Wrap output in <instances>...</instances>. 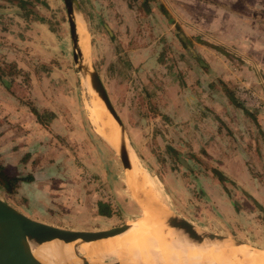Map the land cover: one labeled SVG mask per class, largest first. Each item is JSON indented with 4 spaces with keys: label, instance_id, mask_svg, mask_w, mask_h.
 <instances>
[{
    "label": "rangeland",
    "instance_id": "obj_1",
    "mask_svg": "<svg viewBox=\"0 0 264 264\" xmlns=\"http://www.w3.org/2000/svg\"><path fill=\"white\" fill-rule=\"evenodd\" d=\"M124 1L128 3V0ZM0 3H3L0 6L5 5L0 9V30L2 31L0 68L4 71L3 79L7 83L11 82V96L15 99L13 106L18 107L16 112L20 113V109H26L27 121L29 115H32L34 141L39 142V144L36 143L41 147L40 139L43 138V144L48 143L46 146L50 149L48 153L43 152L38 156L35 154L32 158L29 157L28 163L39 166L38 168L45 165L43 169L47 168L48 163L56 162L55 159L60 166V161L65 163L63 168L61 166L59 169L64 170L63 177L46 186L47 191L48 189L50 191L49 194L57 196L55 200L51 198L52 202L59 203L60 206L57 208L46 201L47 207H41V210L48 214L45 219L49 223L44 224L73 231L95 232L109 230L137 220L141 210L127 190L118 150L112 148L99 134L101 127L94 122L92 113L100 116L99 119L105 124L110 122L111 125L113 121L92 90L89 76L85 77L78 69L82 59L84 62L82 65L88 68L89 72L97 73L106 93L110 96L113 108L117 114H120L127 99L125 96L127 85L130 83L126 79L122 82L117 79L118 75L123 76V73L128 70L117 56L118 49L121 48L119 32H115L117 35L116 37L113 35L111 41L108 39L113 33L110 29L111 25H115L110 18L111 0H76L75 22L78 20L82 22L86 36V50L82 51L77 65L73 61L74 50L63 0H0ZM130 4L133 14L131 13L128 17V23L144 26L140 30L144 31L147 42L155 41L161 36L158 31L160 23L168 24L172 27L171 34L175 36L177 48L182 53L188 52V49L186 50L182 45L180 36L185 39L187 48L191 41L188 36L186 38L183 35L178 24L185 30L186 27L176 16L173 17L178 24L170 16L175 15L176 3L167 0H156V3L150 1L148 13L141 8L140 0H132ZM159 7L166 9L165 14ZM214 8L235 9L236 12L231 10L233 15L239 17L238 12H242L250 18L260 20L256 30H259L260 25L264 27V0H192L191 4H188V14L184 15L187 19L183 20H188L187 22L210 19L230 21L228 14L224 16H221L220 12L213 14L211 10L214 11ZM190 9L193 12H190ZM252 10L256 11L252 12ZM116 16L118 23L114 26L115 30L124 22L121 21L120 16ZM168 19L171 20L168 21ZM228 25V23L225 24V26ZM126 30L128 31L129 28L126 27ZM250 32L254 35L253 39L263 47L264 32L253 30ZM195 36L197 35H192V37ZM203 48L208 49L205 46ZM79 49L81 51L80 45ZM169 49L172 52V47ZM173 52L174 57L179 55L178 51ZM230 56L234 58L235 54L232 53ZM263 82L261 84L252 82L256 85H252L253 88L260 94L264 93ZM131 86L134 88V84ZM32 109L38 115L39 122L32 113ZM134 119H136L135 113ZM54 121L58 123L57 126L51 125ZM16 124L17 122L11 124L14 126L12 132L18 135L16 139L11 140L13 148L20 143L17 140L21 137L19 126ZM113 124L115 125L114 122ZM37 129L44 130L43 135L47 133V138L36 132ZM152 130V126L148 125L134 127L130 129V132L127 131L125 137L128 152L135 163L138 162L140 168L145 171L142 175L148 178L154 194L164 202L168 213L189 222L191 216L188 215V207L192 203L188 197H199L189 188L188 192H185V185L182 186V184H188V176L170 170V166L175 162L164 149V145L158 144L157 136L153 135ZM36 143L29 144V147L32 148ZM142 156L146 158L140 161L138 158ZM16 171L15 166L7 164L4 167V172L9 177H16ZM89 175L95 177L98 189L86 183ZM17 186H13L11 193L5 192L0 186V198L16 208L21 207L24 211L26 210L30 217L41 219L33 217L34 215L30 213L32 209H26L19 204L22 198L16 195ZM104 192L108 197H105ZM63 197L71 201H65ZM100 198L108 199L112 205L109 217L97 215L96 203L100 201ZM63 201L68 207H63ZM239 212L237 229L240 233L233 232L230 227V231L222 228L226 225L224 223H218L219 227H214L213 222L210 221L211 217L203 213L199 215L202 219L200 224L204 228L203 231L264 250V211L244 203L239 208Z\"/></svg>",
    "mask_w": 264,
    "mask_h": 264
},
{
    "label": "crops",
    "instance_id": "obj_2",
    "mask_svg": "<svg viewBox=\"0 0 264 264\" xmlns=\"http://www.w3.org/2000/svg\"><path fill=\"white\" fill-rule=\"evenodd\" d=\"M167 1L176 3L175 15L170 16L178 24L173 17L176 16L186 27L185 30L178 24L183 35L186 38L188 36L191 41V47L188 45L186 48L187 54L177 48L170 25L160 23L158 31L161 36L155 41L147 42L144 31L140 30L144 26L128 23V17L133 14L132 7L129 8L124 0H111L112 23H115L114 26L118 23L116 15L124 22L116 30L111 25L113 33L108 39L111 41L113 35H117L115 32H119L121 48L118 49L117 56L128 70L123 76L118 75L117 79L121 82L126 79L130 83L127 85L125 105L117 115L126 133L134 127L151 125L158 144L164 145L176 164L171 165L170 170L188 176V184H182L185 185V192L189 188L199 197H188L193 204L188 207L190 224L203 230L200 224L202 219L199 218L203 213L211 217L214 227H219L218 223H224L226 225L222 228L230 231V227L233 232L240 233L237 218L239 208L244 203L264 211V93L260 94L252 86L255 85L252 82L261 84L264 81V45L261 47L250 32H264V27L260 25L259 30H256L260 20L250 18L242 12H238V17L232 14V11L236 12L235 9L227 8H214L211 12L215 15L220 12L221 16L228 14L230 21L210 19L187 22L188 20L183 19L188 14V4L192 0ZM189 11L193 12L192 9ZM226 23L229 25L225 26ZM126 27L129 28L128 31ZM204 46L208 49L203 48ZM171 47L172 52L169 49ZM174 50L179 52L176 57ZM232 53L235 54L234 58L230 56ZM131 84H134V88ZM238 89L252 92L255 102L244 105L237 95ZM11 92L10 87H2L0 83V166L4 168L9 164L17 167L16 177L21 179L16 188V195L22 198L19 204L32 209L30 213L33 217L41 219L30 217L21 207L5 203L31 219L49 223L45 219L48 214L41 207H47L46 201L57 208L60 205L52 202L51 198L55 200L57 196L49 194L46 186L63 177L64 170L59 169L65 163L60 161V166L55 159L56 162L48 163L46 169H43L45 165L38 168L39 166L28 163L29 157L48 153L50 149L46 146L48 143L43 144V138L40 139L41 147L37 145L39 142L34 141L32 115L28 113L27 121L26 109L16 112L18 107L13 106L15 99ZM107 96L110 97L109 94ZM34 115L38 121V115ZM56 121L51 125L57 126ZM14 122L19 126L21 137L17 140L20 143L13 148L11 140L18 137L16 132H12L14 126L11 124ZM36 132L47 138V133L43 135L44 130L37 129ZM31 143L36 145L30 148ZM128 154L130 155L129 152ZM145 158L146 156H142L138 159L143 161L141 159ZM136 166L141 174L145 172L138 162ZM121 170L131 195L122 165ZM91 176H88L86 183L98 189L95 177ZM104 194L108 197L106 192ZM63 200L71 201L65 197ZM65 201L62 205L68 207ZM158 202L166 209L163 201L158 199ZM135 203L137 204L136 201ZM138 204L144 210L145 217L144 205L140 201ZM101 206L110 210L112 205L108 199L100 198L96 203L97 215ZM183 207L187 209L184 204Z\"/></svg>",
    "mask_w": 264,
    "mask_h": 264
},
{
    "label": "bare ground",
    "instance_id": "obj_3",
    "mask_svg": "<svg viewBox=\"0 0 264 264\" xmlns=\"http://www.w3.org/2000/svg\"><path fill=\"white\" fill-rule=\"evenodd\" d=\"M75 25L82 53L86 50L84 27L80 20L76 21ZM92 115L94 122L101 127L99 134L112 148L118 150L119 140L123 136L121 129L113 120L115 125L113 122L110 125L109 121L105 124L99 119L100 116L94 113ZM129 160L132 170L127 179L128 186L131 196L142 212L141 216L129 225L130 229L120 236L103 241L71 242L66 245L54 242L41 246L33 250V255L41 263L79 264V260L73 255L75 251L89 264H112L115 261L119 264H264L262 249L245 244L234 246L230 239L200 243L163 228L161 219L165 213H169L159 204L148 178L139 172L130 155ZM139 201L145 207V217Z\"/></svg>",
    "mask_w": 264,
    "mask_h": 264
},
{
    "label": "water",
    "instance_id": "obj_4",
    "mask_svg": "<svg viewBox=\"0 0 264 264\" xmlns=\"http://www.w3.org/2000/svg\"><path fill=\"white\" fill-rule=\"evenodd\" d=\"M63 3L66 9L70 37L74 50L73 61L74 64L77 65L81 58L74 13L75 7L77 8V3L76 0H63ZM180 39L183 43L187 44L182 36H180ZM78 69L84 76H89L92 90L123 133L122 138L119 140L120 146L118 148V156L124 174L126 178H128L130 175V161L125 137L126 132L121 120L113 108L97 73L89 72L88 68L82 65V59L81 64L78 65ZM132 223H134V221L126 222L122 226L109 230L95 232L67 230L31 219L0 199V264H43L33 255L34 249L54 242L66 245L71 242H92L111 239L126 233L130 229L129 225ZM161 224L163 228L178 232L187 239L200 243L223 242L229 239L200 230L173 214L166 215L165 213V216L161 219ZM231 242L234 246L244 244L235 240H231ZM73 255L79 260V264H89L75 251ZM112 264L119 263L115 261Z\"/></svg>",
    "mask_w": 264,
    "mask_h": 264
},
{
    "label": "trees",
    "instance_id": "obj_5",
    "mask_svg": "<svg viewBox=\"0 0 264 264\" xmlns=\"http://www.w3.org/2000/svg\"><path fill=\"white\" fill-rule=\"evenodd\" d=\"M130 1L132 0H128V7L131 8V4ZM154 2L156 3V0H140V6L141 8H144L146 10V12L148 13L149 11V7H148V3L149 2ZM201 1V0H200ZM160 11L165 14V10L163 9V7H159ZM179 38V37H178ZM181 40V39H180ZM182 41V40H181ZM182 45L187 48V45L185 43L182 42ZM15 67V65H12ZM4 77V71L0 68V83L6 87L9 88L11 85V82L9 81L7 83V81H5L3 79ZM10 83V84H9ZM32 112L35 114V111L32 109ZM23 180V179H22ZM21 181V179H18L17 177H9L8 175L5 174L4 172V168L0 166V186L7 192V193H11L13 191V186H17L18 182ZM109 209L106 207H101L99 210V215L105 216V217H109L110 213H109Z\"/></svg>",
    "mask_w": 264,
    "mask_h": 264
},
{
    "label": "built area",
    "instance_id": "obj_6",
    "mask_svg": "<svg viewBox=\"0 0 264 264\" xmlns=\"http://www.w3.org/2000/svg\"><path fill=\"white\" fill-rule=\"evenodd\" d=\"M237 95L240 98V101L246 106L249 103H254L255 99H256L254 94L248 90L238 89ZM256 107H258V106H256Z\"/></svg>",
    "mask_w": 264,
    "mask_h": 264
}]
</instances>
